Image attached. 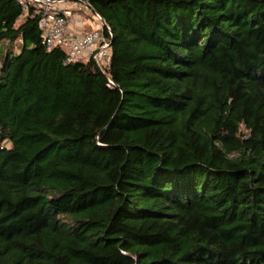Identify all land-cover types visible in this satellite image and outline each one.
Wrapping results in <instances>:
<instances>
[{"label": "trees", "instance_id": "obj_1", "mask_svg": "<svg viewBox=\"0 0 264 264\" xmlns=\"http://www.w3.org/2000/svg\"><path fill=\"white\" fill-rule=\"evenodd\" d=\"M89 1L104 70L0 0V264H264V0Z\"/></svg>", "mask_w": 264, "mask_h": 264}, {"label": "built area", "instance_id": "obj_2", "mask_svg": "<svg viewBox=\"0 0 264 264\" xmlns=\"http://www.w3.org/2000/svg\"><path fill=\"white\" fill-rule=\"evenodd\" d=\"M21 16L36 17L41 43L47 50L65 51V61L93 59L101 70L108 68L111 59L109 25L95 11L89 0H16ZM88 15L89 17L85 18ZM91 21L85 28V23ZM78 22L79 33L71 25ZM96 24V25H95Z\"/></svg>", "mask_w": 264, "mask_h": 264}, {"label": "rangeland", "instance_id": "obj_3", "mask_svg": "<svg viewBox=\"0 0 264 264\" xmlns=\"http://www.w3.org/2000/svg\"><path fill=\"white\" fill-rule=\"evenodd\" d=\"M87 17H89L88 15H86L85 16V18H87ZM91 26V27H93L94 26V24L91 22V21H88L87 23H85V28H88V26L89 25ZM96 25V24H95ZM8 47V45H6V44H1V48L0 49H5V48H7ZM13 48L15 49V51L17 50V46H16V44L15 45H13Z\"/></svg>", "mask_w": 264, "mask_h": 264}, {"label": "crops", "instance_id": "obj_4", "mask_svg": "<svg viewBox=\"0 0 264 264\" xmlns=\"http://www.w3.org/2000/svg\"><path fill=\"white\" fill-rule=\"evenodd\" d=\"M71 30L73 31V33H79L80 32V27L78 26V22L73 23V25H71Z\"/></svg>", "mask_w": 264, "mask_h": 264}, {"label": "water", "instance_id": "obj_5", "mask_svg": "<svg viewBox=\"0 0 264 264\" xmlns=\"http://www.w3.org/2000/svg\"><path fill=\"white\" fill-rule=\"evenodd\" d=\"M96 11V10H95Z\"/></svg>", "mask_w": 264, "mask_h": 264}]
</instances>
